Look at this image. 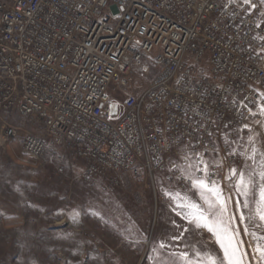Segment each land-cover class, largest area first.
<instances>
[{
  "label": "built area",
  "instance_id": "obj_1",
  "mask_svg": "<svg viewBox=\"0 0 264 264\" xmlns=\"http://www.w3.org/2000/svg\"><path fill=\"white\" fill-rule=\"evenodd\" d=\"M254 2L0 0V145L20 140L38 160L65 150L84 163L81 182L109 189L154 184L175 156L193 168L174 167L179 189L225 185L263 120L264 41L254 37L264 10Z\"/></svg>",
  "mask_w": 264,
  "mask_h": 264
},
{
  "label": "rangeland",
  "instance_id": "obj_2",
  "mask_svg": "<svg viewBox=\"0 0 264 264\" xmlns=\"http://www.w3.org/2000/svg\"><path fill=\"white\" fill-rule=\"evenodd\" d=\"M155 75L140 80L135 94L143 92ZM129 93L123 91L117 103ZM11 123L26 128L19 119L11 118ZM1 127L2 123L0 132ZM253 133L258 135L249 143ZM248 137L240 148L243 162L235 168L237 176L229 179V170L225 185L219 188L226 199L230 198L228 214L235 217L232 223L249 254V264H256L255 241L249 233L264 235V227L257 226L264 222L248 217L254 214L255 202L260 199L259 185L264 183L259 176L264 170L260 155L264 153V124ZM253 147L257 153L255 159H249ZM79 161L65 150L34 159L23 153L20 140L0 145V264H173V254L197 258L193 248L222 255L212 233L182 218L191 209L180 204L207 207L197 187L181 190L171 183L174 167L193 175L190 162L175 156L166 171L155 177L154 184L142 180L109 189L103 181L92 185L81 182ZM239 173L245 177L252 174L256 186L254 191L250 186L247 208L246 197L236 187ZM161 243L165 245L162 249Z\"/></svg>",
  "mask_w": 264,
  "mask_h": 264
},
{
  "label": "snow or ice",
  "instance_id": "obj_3",
  "mask_svg": "<svg viewBox=\"0 0 264 264\" xmlns=\"http://www.w3.org/2000/svg\"><path fill=\"white\" fill-rule=\"evenodd\" d=\"M244 5H248L249 9H256L258 7L254 0H242ZM229 3H237V0H229ZM259 6L264 7V0H259ZM260 16L264 17V11H260ZM257 28L261 27L260 23L256 24ZM254 39L259 41H264V36L257 35ZM262 51H264V46H262ZM259 96L264 100V92H260ZM231 103L236 104V101H231ZM244 108H248L247 104L239 102ZM115 107V105H114ZM248 112L252 116H256L257 112H253L248 108ZM259 115L264 116V104L259 105L258 109ZM187 115V112L185 113ZM243 116V113L241 114ZM256 123H262L261 121H256ZM247 124H244V128H248ZM242 131V129H241ZM251 131V129H249ZM211 135V133H209ZM258 135L253 133L248 137L249 143L254 142V136ZM225 143H229L227 135L224 136ZM257 149L253 147L252 155L248 157L249 159H255ZM233 154V153H230ZM261 157H264V153H260ZM203 162V161H201ZM261 165L264 166V159L261 160ZM204 171H207V164H205ZM232 176H237L235 169L231 170V174L228 177L231 179ZM260 180L264 181V170L259 173ZM250 186L252 190L256 187L253 184L252 174L245 177L243 173L238 175V184L236 187L240 191L241 195L245 196L244 207H248L247 197L249 195ZM194 187L200 190V198L207 205L206 209L201 208L199 204L187 203L180 204L181 208L191 209L190 211L183 214V219L188 220L195 228H206L216 239V243L219 245L220 250H222V255H216L211 252L201 253L199 250L193 248L195 253L194 259H190L187 253L173 254L175 260L173 264H177V261L182 262V264H249L248 252L242 247L243 241L238 239L239 230L236 229L232 223L235 219L234 216L229 215V209L227 206V199L223 196L222 190L219 186L213 182L211 186L206 183L205 179H196L194 182ZM259 196L260 199L255 202L254 214L250 215L248 219L250 221H256L257 219L264 222V183L259 185ZM167 194V193H166ZM175 210V209H174ZM180 215V213H178ZM240 219H244V214L241 213ZM175 223V222H173ZM258 227H264V224H258ZM177 227H179L177 225ZM247 232V228L245 229ZM253 240L255 241V247L253 250V255L256 259V264H264V235H257V233H249ZM173 239H179V237H173ZM159 247L162 249L165 247L164 244H160ZM156 249H154L155 251Z\"/></svg>",
  "mask_w": 264,
  "mask_h": 264
},
{
  "label": "crops",
  "instance_id": "obj_4",
  "mask_svg": "<svg viewBox=\"0 0 264 264\" xmlns=\"http://www.w3.org/2000/svg\"><path fill=\"white\" fill-rule=\"evenodd\" d=\"M81 163L82 169H84V163L82 161H79Z\"/></svg>",
  "mask_w": 264,
  "mask_h": 264
}]
</instances>
